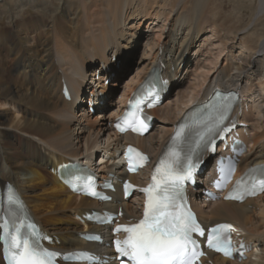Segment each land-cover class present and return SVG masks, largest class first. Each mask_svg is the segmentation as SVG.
Masks as SVG:
<instances>
[{
    "label": "bare ground",
    "instance_id": "obj_1",
    "mask_svg": "<svg viewBox=\"0 0 264 264\" xmlns=\"http://www.w3.org/2000/svg\"><path fill=\"white\" fill-rule=\"evenodd\" d=\"M10 1L0 0V16L10 12V22H13L0 27V105L17 107L15 113H19L22 107L18 104H24L28 116L18 118L17 113L0 119V186L3 187L7 181L14 185L29 208L30 215L45 232L54 235L53 247L59 250L101 251L103 244L84 243L79 238L82 230L77 226L62 227L58 226V222H67L64 220L69 219L70 212L77 216L99 208L115 212L119 206L122 207V219L125 220L136 217L139 201L132 198L123 201L118 186L115 193H112V201L107 203L76 196L58 181L57 172H52L50 168L55 170L60 163L78 160L101 174L113 172L117 177L124 176L117 159L123 140L136 142L137 146L155 159L183 114L215 90L224 92L239 89L243 98L241 105L246 107L251 104L247 108L249 110H241L242 121L246 122L245 132L249 134L246 137L249 149L240 156L234 177L243 173L251 164L264 161V112L261 125H258L254 115L256 102L262 100L264 104V29H259L264 24V18H258V23L249 29L244 26L231 27V23H227L229 20L220 12L217 0H17L23 6L29 4L32 8H44L46 12H43V16L14 19L16 12ZM247 1L251 0L238 3L244 5ZM260 9L264 10V5L260 4ZM49 13L52 25L45 30L44 23ZM205 13L208 19H205ZM205 23L217 34L222 47L224 44L226 47L223 41L227 36L232 39L239 37L238 43L242 46L241 51L246 53L247 62L245 60L243 65L235 66L225 64L217 74L219 81L215 84L211 81L212 76L203 75L202 80L205 79L206 83L202 86L197 77V80L187 85L190 88L189 95V92L179 91L180 84L176 85L175 101L167 102V97L162 102L164 104L166 101L167 105L160 104L150 111L155 116L161 112L160 117H157L161 125H158L155 133L148 132L142 138L117 136L110 123L119 116L132 92L154 66L162 64L164 68L161 74L169 79L171 87L177 77V69L171 71V68L189 62L191 56L187 49L195 39L204 35ZM154 26L159 27L155 30L159 32L151 35ZM44 30L46 35L51 33V40L48 37L41 39ZM146 31H150L146 39H151L150 42L146 40L144 48L148 53L140 56L138 61L146 60L140 68L143 75L139 76L137 70L130 79H126L125 89L121 91L122 88H119L116 94V106L107 107L113 95L110 91H115L116 80L110 82L109 86L107 82L113 79L115 70L117 74L122 72L124 56L133 50L130 43L137 44L136 41ZM199 51L195 53L197 57ZM5 61L10 62L9 68L4 66ZM116 64H119V68H116ZM198 69L200 67L196 63L193 71L197 73ZM233 69L238 73L232 74ZM97 70L100 72L98 79L95 75ZM14 71L18 77L12 74ZM198 72L202 75L205 71ZM223 79L225 81L222 83ZM62 80L70 91V100L63 98ZM255 90L259 91L258 98L255 97ZM222 98L220 93L219 99ZM88 100H93L95 115L89 111L88 106L86 108ZM241 105L236 108H243ZM105 119L110 123L104 122ZM11 124H14L16 133L4 128L7 125L11 127ZM240 133H244V130L241 129ZM20 138H26L27 144L23 146L19 142L20 145H17L15 142ZM145 171L131 176V179L142 182ZM203 188H208V184L205 183ZM190 195L192 207L205 227L231 222L241 230V236L251 248L261 242L258 238L263 239L259 251L256 252V246L248 253L245 262L237 263L238 260H227L220 256L212 258L214 264H264V192L247 199L243 202L246 204L218 199L209 205L201 189L190 192ZM252 205L259 211L250 210L248 207ZM251 214L257 215L258 220L252 218ZM91 230L105 232L104 227H92ZM104 252L112 254L110 248H104ZM211 256L214 254H210L204 264L206 261L211 262Z\"/></svg>",
    "mask_w": 264,
    "mask_h": 264
},
{
    "label": "snow or ice",
    "instance_id": "obj_2",
    "mask_svg": "<svg viewBox=\"0 0 264 264\" xmlns=\"http://www.w3.org/2000/svg\"><path fill=\"white\" fill-rule=\"evenodd\" d=\"M143 127L146 130V126ZM177 164L178 157L171 160L162 173L158 168L153 174V182L142 189L148 197L144 218L136 225L124 227L122 230L128 233L127 237L115 242L119 256L127 257L131 264H194L203 255L191 239V233L204 235L203 230L194 223L190 212L176 211L178 189L185 179L191 177V166L181 174ZM260 184L264 187V181ZM7 203L18 206L20 201L10 191ZM230 229L231 225H218L209 230L207 246L226 256L231 255V241L227 236ZM5 251L10 252V264H51V258L56 255L28 239H21L18 233L11 236L10 248Z\"/></svg>",
    "mask_w": 264,
    "mask_h": 264
},
{
    "label": "rangeland",
    "instance_id": "obj_3",
    "mask_svg": "<svg viewBox=\"0 0 264 264\" xmlns=\"http://www.w3.org/2000/svg\"><path fill=\"white\" fill-rule=\"evenodd\" d=\"M74 1H76V0H74ZM217 1H218V4H219L220 12L224 14V16H225V18L227 20H229L228 22L227 21H225V22H227L228 24L231 23L230 24L231 27H234V26H238V27L239 26H242L243 27L244 26V27H248V29H249V28H251L253 26V24L258 23L257 22L258 21L257 20L258 18H264V17H262V13L264 12V10H261L260 9V4L264 5V0H253V1L251 0V1H247L246 3H244V5H241V4L238 3V1H241L242 2V0H217ZM243 2H245V1H243ZM10 3H11V6H12L13 10L16 12V14L14 15L15 16L14 19H19V18H23V17L26 18V17H29L31 15L43 16L44 13L46 12L44 8H32L29 4H26L25 6H23L22 3H21V1L11 0ZM261 7L263 8V6H261ZM3 8H4V6L2 5V9ZM184 13L185 14H188V12L185 11V10H184ZM203 15L205 16V19H208L207 18L208 16H206V13L203 14ZM2 17H4L5 19L1 21V18ZM51 17L52 16L49 13L48 14V17L46 18L45 23H44L45 24V30H47V27H50L52 25ZM169 21H170V19H169ZM12 23L13 22H10V12H8V13L5 12L2 16H0V27H1V25L8 26L9 24H12ZM206 24L207 23H205L203 25V27L206 28V29H204V35L201 38L195 39L194 42H193V44H192V46H190L187 49V53L190 54V56H191L189 62L188 63H185V64L182 62L181 65H180V67L179 66L178 67L177 66H173L171 68V71H174V70L177 69L176 70L177 71V77L175 79V82L169 88L168 95H166V98L168 97L166 99L167 102L173 103V101H175V98L177 97L176 96L177 94L175 93L176 92V87H175L176 85H178V84L181 85V89H179V91L180 90H183V92L188 93L190 88L187 85L191 81L197 80V77L200 80V84H202V86L206 83L205 79L202 80L203 75H205L206 77L212 76L211 77V81L213 82V84H215L216 82L219 81V79L216 78L217 77V74L219 73L220 69L225 64L226 65L232 64V66H235L236 64L243 65L245 63V60L247 62L246 53L241 51V47L242 46H241V44H239L240 43L239 42V37H236V39H232L231 36H227L226 35L227 38H224V41H223V42L226 43V47H225V44L222 47L221 41H218L217 34L214 32V30H212ZM208 24H210V23H208ZM159 25L161 26V22L159 23ZM145 26L146 25H144V27ZM157 29H159V27L158 26H154L152 28V34L151 35H154L155 33H158L159 31L158 32L157 31L155 32V30H157ZM259 29L260 30H263L264 29V24L262 26H259ZM45 30H44V32L42 31L43 34L41 36L42 37L41 39L44 40L46 37H48V39L51 40V38H50V37H52L51 36V33H48L46 35L45 34ZM149 30L151 31V27H150ZM150 31H146V33L140 38V40L136 41L137 44L136 43H130L131 45H133V50L130 51L129 55L124 56V62H125V64L123 65L124 67H123L122 72L120 71V73L117 74L116 73L117 70H115V75L112 76L113 79L110 80L108 82V84H107L109 86L110 82L112 83V82H114L116 80L115 85H114L115 86V88H114L115 91H110L111 93H113V95H111V100L108 101V106L107 107L110 106L111 108H114L116 106V102H115V100H116V94L118 93L119 88H122L121 91L123 89H125V86H126L125 85L126 84V81L125 80L126 79H130L132 75L136 74L135 72L137 70H138L137 72H139V76L143 75L142 74L143 72H140L141 71L140 68L142 67L143 63L146 62V60H144L143 62H141V61L138 62V61L140 60L139 59L140 56H142L145 53H148L147 50L144 49V48H145L146 43L147 42H150V40H151V39H148V40L146 39V38H148V36H150V35H148L150 33ZM222 36L223 35H221L220 38H222ZM146 40H147V42H146ZM159 47H158V49H159ZM221 48H223V49L221 50ZM197 50H200L198 52V57H197V54H195L197 52ZM188 54H186V55H188ZM216 56H217V59H216ZM196 57H197V59L195 60ZM185 58H186V56H184V59ZM197 60H198V62H196ZM117 62H120V60H117ZM5 63H6L4 65L5 67H8V65L10 64V62H6V61H5ZM196 63H197V66L200 67V70L198 69V71H201V70L205 71L204 73H202V75H199V72L198 71H197V73H195L193 71L194 66H196ZM116 66H117L116 68H119V64H116ZM213 66H214V68H212ZM210 67L213 70H216V72L213 73V70ZM190 71L192 73H190ZM231 72H232V74H237L238 73L236 69L231 70ZM12 74L15 75L16 77L19 76L17 72L12 73ZM196 74H198V75L196 76ZM21 78H23V77H21ZM224 81H225V79L222 80V83ZM243 86L245 87V82L243 83ZM103 93L106 96V93L105 92H103ZM258 93H259V91L257 90L255 92V95H256L255 97L256 98H258V96H259ZM189 94H190V92L188 93V95ZM83 101H84V98H83ZM166 101H164V104L162 103L161 106L167 105L168 103ZM247 102H248V99H247ZM256 104H257V106L255 108L253 107L255 109L254 115L256 116V122H258V125H261V124H263L262 123V118H263V112H264V108H263V105L264 104H262V100H260V102H258V103L256 102ZM18 105H20V107H22V109L19 110V113L18 112L15 113V110L18 111L17 107H15V108L14 107L13 108L12 107L11 108H8L6 106H1L0 105V119H2L5 115L6 116L7 115L8 116H14L17 113L19 114L18 118H21V117H24V116L27 118L28 114H27V111L25 112V108L23 106L24 104H18ZM249 105H251V104L249 103ZM249 105L246 106V107L245 106L243 107L241 105V107H243V108H241V110H243V111L249 110V109H247V108L250 107ZM86 108H87V103H86ZM162 111H163V109H162ZM243 111L241 112L240 116L242 115ZM159 113H161V112H159ZM159 113L156 116L153 114L154 115V118H155V123H154V125H153V127H152V129L150 131L152 133H155V130L158 128V125L159 126L161 125V122H159V120L157 121V117L158 118L160 117V114ZM92 114L95 115V113H92ZM107 121L108 120H106V119L104 120V122H107ZM108 124H109V121H108ZM7 126L4 127V128H6L7 130L12 131V132L14 131V133H16L15 130H14V124H11V127H10V125H7ZM169 127H170V125H169ZM246 134H248V133H246ZM17 135H20V134L17 132ZM26 138L17 139V141L15 143H17V145H20V143H22V145L24 146L25 144H27ZM28 146H30V145L28 144ZM43 151L44 150H42V152ZM50 170H51V168H50ZM198 185L200 187H203V185H201L199 183H198ZM131 198L134 199L137 202V200H136L135 197H131ZM206 202L210 205L213 201H206ZM229 202H232V201H229ZM138 204H139V202L137 203V206H138ZM237 204H239V203H237ZM242 204H246V203H242ZM135 205H136V203H135ZM248 208L250 210H253V211H259V209H256L255 206L253 207V205L252 206H249ZM70 211H73V210H70ZM259 215H260V213H259ZM251 217L254 218L256 221L258 220L257 219V215L254 216L253 214H251ZM59 218H61V217H59ZM64 221H67V222L60 221V222H58V226H62V227L68 226V225H70V226H77L79 229L83 230V225L80 223V221L78 219V216L75 215V214H73L72 212H70L69 219L67 218ZM256 233H258V232H256ZM256 233H255V235H256ZM258 239L261 242L263 241V239H261V238H258ZM261 242L256 243L257 245H255L254 248H251V250H249L246 253L245 259L240 260V261H237V263H239V262H242V263L245 262L248 259V258L246 259V256L248 255V253L250 251H253L256 248V246L258 248V250H256V252H258L259 251V248H261ZM213 257H220V256H216V255L211 256L210 257L211 262L206 261V264H214L213 263V259H212ZM220 258H222V257H220ZM251 258L253 259V257H251ZM223 259H225V258H223ZM234 261H236V260H234Z\"/></svg>",
    "mask_w": 264,
    "mask_h": 264
}]
</instances>
